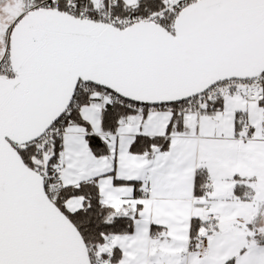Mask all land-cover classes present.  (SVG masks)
Instances as JSON below:
<instances>
[{
  "label": "snow or ice",
  "instance_id": "1",
  "mask_svg": "<svg viewBox=\"0 0 264 264\" xmlns=\"http://www.w3.org/2000/svg\"><path fill=\"white\" fill-rule=\"evenodd\" d=\"M0 264H264V0H0Z\"/></svg>",
  "mask_w": 264,
  "mask_h": 264
}]
</instances>
